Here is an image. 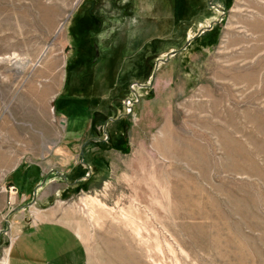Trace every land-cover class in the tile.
<instances>
[{"label":"rangeland","instance_id":"obj_1","mask_svg":"<svg viewBox=\"0 0 264 264\" xmlns=\"http://www.w3.org/2000/svg\"><path fill=\"white\" fill-rule=\"evenodd\" d=\"M22 160L84 264H264V0H0V190Z\"/></svg>","mask_w":264,"mask_h":264},{"label":"crops","instance_id":"obj_2","mask_svg":"<svg viewBox=\"0 0 264 264\" xmlns=\"http://www.w3.org/2000/svg\"><path fill=\"white\" fill-rule=\"evenodd\" d=\"M76 130L78 133H81L80 129ZM26 162L36 165V169L28 171L27 174H24L22 177L23 182L27 184L26 190L21 191L17 187V195L14 193L9 194L7 185L17 186L13 180H8L9 174L16 172L17 168ZM38 171H40L38 162L22 160L16 163L12 169L8 170L4 179L5 184L1 187L0 205L2 199H4V202L0 207L8 202H13V199L20 204L19 200L22 199V202L24 201L23 198H25V200L27 198L28 201L23 205L26 208L31 206L32 213H34V220L32 222L27 220L26 217L23 218L21 215L19 216L20 221L24 224L19 225L18 223H20V221H17V226H21V228L17 230L14 235L15 237H13L9 259L6 257L7 264L8 260L9 264H84L83 242L79 235L69 224L55 217H51L48 214L45 215L48 210H45L43 206L39 208L38 205H36L40 201L43 202V199L46 198L39 195L37 192V187L40 182ZM33 185L35 189L31 192L28 189ZM13 227H15L14 224H12V229Z\"/></svg>","mask_w":264,"mask_h":264},{"label":"water","instance_id":"obj_3","mask_svg":"<svg viewBox=\"0 0 264 264\" xmlns=\"http://www.w3.org/2000/svg\"><path fill=\"white\" fill-rule=\"evenodd\" d=\"M210 5H211V3H210ZM221 10L223 11V13L225 12L224 9H221ZM220 19H221V18H219V19L216 20V21L211 22L208 26H206V27L200 29V30H199V33H201V32L204 31V30L212 29L213 24H214V23H217L218 21H220ZM190 40H191V39H190ZM188 42H189V41H188ZM185 46H186V45H185ZM185 46H184V47H185ZM184 47H183V48H184ZM178 51H179V50H172V51H170V52L167 54V57H166L165 59H163V58L158 59V61H157V63H156V69L158 68V65H159L160 61H162V62H166V61H168L169 58L171 57V55L176 54ZM154 78H155V72H154V74H153V80H152V83L154 82ZM150 86H152V84H151ZM129 107H130V106H129ZM112 120H114V119H112ZM62 122L65 123V121H62ZM56 172L60 173V172L57 171V170H56ZM63 177H64V176H63Z\"/></svg>","mask_w":264,"mask_h":264},{"label":"built area","instance_id":"obj_4","mask_svg":"<svg viewBox=\"0 0 264 264\" xmlns=\"http://www.w3.org/2000/svg\"><path fill=\"white\" fill-rule=\"evenodd\" d=\"M8 189H9V190L11 189L10 191H11V192L13 191L14 193L18 191L15 185H9ZM15 190H16V191H15Z\"/></svg>","mask_w":264,"mask_h":264},{"label":"bare ground","instance_id":"obj_5","mask_svg":"<svg viewBox=\"0 0 264 264\" xmlns=\"http://www.w3.org/2000/svg\"><path fill=\"white\" fill-rule=\"evenodd\" d=\"M259 24H260V22H259ZM261 29V28H260ZM47 92H48V90H46ZM44 109V108H43ZM3 264H7V260H6V258H4V261H3Z\"/></svg>","mask_w":264,"mask_h":264}]
</instances>
